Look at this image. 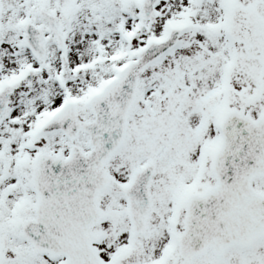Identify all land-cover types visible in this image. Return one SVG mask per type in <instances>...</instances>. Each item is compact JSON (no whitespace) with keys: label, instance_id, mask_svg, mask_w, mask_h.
Wrapping results in <instances>:
<instances>
[{"label":"snow or ice","instance_id":"obj_1","mask_svg":"<svg viewBox=\"0 0 264 264\" xmlns=\"http://www.w3.org/2000/svg\"><path fill=\"white\" fill-rule=\"evenodd\" d=\"M0 264H264V0H0Z\"/></svg>","mask_w":264,"mask_h":264}]
</instances>
